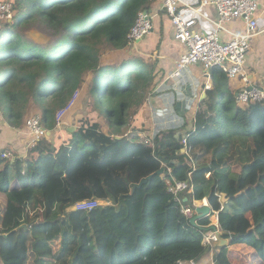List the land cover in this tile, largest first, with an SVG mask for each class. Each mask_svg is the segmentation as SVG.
Wrapping results in <instances>:
<instances>
[{
  "label": "trees",
  "instance_id": "16d2710c",
  "mask_svg": "<svg viewBox=\"0 0 264 264\" xmlns=\"http://www.w3.org/2000/svg\"><path fill=\"white\" fill-rule=\"evenodd\" d=\"M156 1L12 0L14 21H0V112L22 127L38 107L47 131L25 158L0 148L2 264L195 262L216 213L228 244L215 247L214 264H242L234 256L240 246L244 264H264V102L240 104L238 89L213 66L193 129L180 140L174 129L154 135L141 107L155 86L156 62L103 59L104 49L126 51L139 13ZM33 22L54 42L44 46L20 32ZM80 88L79 105L94 112L78 115L76 129L54 141L56 115ZM164 176L192 187L179 194L184 205L194 210L207 198L213 212L192 225ZM89 199L109 204L74 209Z\"/></svg>",
  "mask_w": 264,
  "mask_h": 264
},
{
  "label": "built area",
  "instance_id": "2783aa9c",
  "mask_svg": "<svg viewBox=\"0 0 264 264\" xmlns=\"http://www.w3.org/2000/svg\"><path fill=\"white\" fill-rule=\"evenodd\" d=\"M160 1L161 5L158 14L167 15L171 19L175 27V38L187 47L186 52L181 55L177 63V68L171 74L172 78L181 76L184 70L199 63L203 66L204 75L208 83H211L210 69L213 66H218L228 75L233 86V82L238 83L235 88L238 89L237 100L240 104L264 102V87L253 82L248 68V56L252 41L260 32L257 18V13L261 6L259 0H211L210 2L215 6L218 14L216 19H211L201 9L195 8L183 0ZM182 5L186 6V9L192 10L195 15L188 18L185 17L183 15L184 10L182 9ZM155 15L156 13L151 10H145L139 13L127 37L129 46L132 43L142 40L151 33ZM198 15L208 20L213 28L211 30H197ZM14 18L15 8L13 2L11 0H0V21L12 23ZM236 21L244 22L245 30L243 32L236 33L231 30L230 25ZM224 34L230 36V38L224 39ZM209 88L210 85L208 84L206 89ZM77 98L78 94H74L69 105L58 111L56 115L58 127L62 125L64 117L68 114V111H70ZM159 120L161 119L159 118ZM159 120L156 117L153 118V126L157 130L156 133L166 127L162 121L159 124ZM26 127L33 137L34 143L47 131L43 126L41 113L28 117L26 119ZM183 143L186 149V139H184ZM2 156L3 158H14L12 152H5ZM164 181L168 191L172 192L180 202L183 214L191 218L195 214V210L184 205L183 199L180 198L179 194L184 191L188 193L193 192L192 187L187 182L173 180L168 176L164 177ZM106 204H109V202L99 199H89L77 202L74 205V209L91 210L99 205ZM202 205L210 206L207 198L202 201H194L195 207ZM216 220L218 222V217H216ZM215 225L217 226V230H220L218 223ZM217 240L216 231L211 230L204 236L203 244L206 247L212 246L213 242Z\"/></svg>",
  "mask_w": 264,
  "mask_h": 264
},
{
  "label": "crops",
  "instance_id": "0c3cea01",
  "mask_svg": "<svg viewBox=\"0 0 264 264\" xmlns=\"http://www.w3.org/2000/svg\"><path fill=\"white\" fill-rule=\"evenodd\" d=\"M183 1L201 9L211 19H216L218 16L215 6L210 2L211 0ZM259 2L261 6L257 13V18L260 32L252 41L248 56V68L253 82L264 86V0H259ZM160 5L161 1L157 0L149 9L156 13L151 33L142 40L135 42L134 45H127L126 50L131 55L134 54V56L145 59L148 62H156L155 86L146 103L141 107L146 126L150 127L152 129L151 133L155 135L157 130L153 126V118L156 117L158 120L159 118L161 119L158 121L159 124L162 121L166 126L162 130L174 129L177 132L183 130L186 134L193 129L195 110L206 94V86L209 84L211 87L212 82L208 83L204 75L203 66L199 63L184 70L181 76L171 77L187 47L175 38V27L171 19L167 15L158 14ZM182 9L184 10L183 15L187 18L195 15L192 10L186 9L184 5H182ZM197 20V30H211L213 28L208 20L199 15ZM230 28L236 33H241L245 30V24L243 21H236L230 25ZM223 37L224 39L230 38L226 34ZM32 111L33 109L29 111L27 118L32 115ZM77 116L68 114L64 118L62 125L57 128L58 133H55L52 137H56L57 140L62 139L65 135V130L69 131V127H76L73 122H76L75 118ZM0 131V148L10 145L20 156L25 158L29 147L34 144L33 137L26 127V121L22 127H11L0 112ZM143 136L145 138L148 137V132H145ZM37 193L41 196V192ZM201 259L202 257L197 261ZM195 262L190 263L195 264Z\"/></svg>",
  "mask_w": 264,
  "mask_h": 264
},
{
  "label": "rangeland",
  "instance_id": "374dc122",
  "mask_svg": "<svg viewBox=\"0 0 264 264\" xmlns=\"http://www.w3.org/2000/svg\"><path fill=\"white\" fill-rule=\"evenodd\" d=\"M20 32L24 33L27 38L31 39L35 43H40V44H42L44 46H47V45L51 44L56 39V36H53L52 34L48 33L46 31V27H44L39 22H33V23L23 27L20 30ZM132 45H134V43H132L130 46H132ZM102 55H103V59L106 60V62H115V61L118 62V60H121L125 56H130L131 53H129V51H127V50L126 51H124V50L118 51V50H115V49H104L102 51ZM89 79L90 78L87 77L86 81H88ZM233 83H234L233 87H235L238 84L236 82H233ZM262 87H264V86H262ZM82 92H83L82 88L78 89L75 92V94H78V98L73 103L74 105L71 107L70 111H68V114H75L76 116L77 115L82 116L84 114V116H86V115H88V113L91 114L92 112H94V110L92 108H89L87 103H85V102H82L81 105H79V102L81 101ZM37 113H40L39 108L38 107H34L32 113H31L32 116L36 115ZM74 123H75V121L73 122V124ZM124 130H125L124 132L127 133V134L132 131L131 128H127V129H124ZM55 138H54V141H55ZM164 177H163V179H164ZM159 186H161V183H160ZM158 188L159 187L157 185H155L154 190H156ZM216 217H217L216 214L212 216L211 225H214V224L218 223L217 220H216ZM11 228H12V226L9 227V228H6V229L4 228L3 231L7 232ZM207 234L208 233H206L205 235H207ZM205 248L206 249L204 250V252L202 253V256H201L202 259L200 261L195 262V264H214L213 254H214V251H215V247L213 246V247H210V248L209 247H205ZM235 254L236 255H234V256H235L236 261H238L239 263L244 264V262L246 260L245 259V254H246L245 250L240 246L235 251ZM0 264H2L1 261H0ZM185 264H192V263L187 262ZM248 264H250V263H248Z\"/></svg>",
  "mask_w": 264,
  "mask_h": 264
},
{
  "label": "water",
  "instance_id": "95a60500",
  "mask_svg": "<svg viewBox=\"0 0 264 264\" xmlns=\"http://www.w3.org/2000/svg\"><path fill=\"white\" fill-rule=\"evenodd\" d=\"M76 129V127H69L68 130L69 131H74ZM185 132H183V130L181 132H179L178 134H176V138L178 140H180V136L181 135H184ZM186 150L183 149L182 152H185ZM163 173V169H161L159 171V174H162ZM153 177V175H150L148 176L147 178H144L141 180V182L139 184H136L134 187H133V191H135L136 188H139L141 187L143 184L147 183L149 180H151ZM222 202L223 203H226L227 202V198H226V194H223V197H222ZM196 212L197 214L194 215L191 219H190V223L194 226H197V220H199L200 218H203V217H206V216H209L210 213H211V208L207 205H204V206H197L196 207ZM23 227H27V225L23 224L22 225ZM213 230L216 231V234H217V237H218V240L217 241H214L213 242V246L214 247H223L225 245L228 244V240L226 239H223L222 237V233L221 231L217 230V226L216 225H212L211 227ZM4 237H8V234H5ZM209 249V248H208Z\"/></svg>",
  "mask_w": 264,
  "mask_h": 264
},
{
  "label": "clouds",
  "instance_id": "9594fccd",
  "mask_svg": "<svg viewBox=\"0 0 264 264\" xmlns=\"http://www.w3.org/2000/svg\"><path fill=\"white\" fill-rule=\"evenodd\" d=\"M15 14H16V11H15ZM57 128H59V127L57 126ZM202 206H204V205H202ZM194 207H195V206H194ZM209 207H210V206H209ZM210 208H211V207H210ZM194 210H195V214H194V215H196V214H197V212H196V207H195ZM212 212H213V210H211V213H212ZM211 213H210V214H211ZM194 215H193V216H194ZM193 216H192V217H193ZM192 217H191V218H192ZM217 217H218V216H217ZM214 225H215V224H214ZM212 230H213V229H212ZM219 231H220V230H219ZM212 246H213V245H212ZM208 247H211V246H208ZM191 262H194V261H191ZM185 263H186V262H183V263H181V264H185Z\"/></svg>",
  "mask_w": 264,
  "mask_h": 264
}]
</instances>
